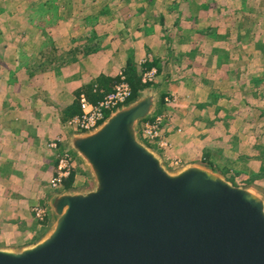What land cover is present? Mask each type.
<instances>
[{
    "label": "crops",
    "instance_id": "0c3cea01",
    "mask_svg": "<svg viewBox=\"0 0 264 264\" xmlns=\"http://www.w3.org/2000/svg\"><path fill=\"white\" fill-rule=\"evenodd\" d=\"M22 1L36 28H24L16 35L12 28H0L1 36L12 34L0 40V249L33 244L45 229L34 218L32 207L52 192L49 181L57 156L48 144L57 137L67 141L64 124L80 113L75 94L83 93L94 103L112 90L120 70L128 74V67H135L137 71L143 59L147 65L153 60L163 66L164 92L181 103L174 119L180 113L182 121L172 124L182 131L173 136L178 139L175 153L183 163L207 159L223 167L215 147H222L226 137L213 136L215 128L200 127L189 115L209 93L214 106H221L225 98L233 102L240 89L250 92V100L262 99L263 66L245 59L234 67L239 44L231 20L247 19L249 13L231 10L228 4L225 15L216 5L212 13L193 14L190 0H68L66 11L62 10L66 0ZM216 1L221 5V0ZM96 2L101 4L96 10L80 8ZM203 14L199 24L190 22L200 21ZM29 29L36 31L35 38H30ZM245 50V54L252 51ZM30 65L38 70L33 76ZM189 101L194 102L191 110L182 105ZM74 104L75 113L64 112ZM217 110L221 115L222 108ZM73 157L77 169L82 168ZM81 170L75 174L77 186L86 181Z\"/></svg>",
    "mask_w": 264,
    "mask_h": 264
},
{
    "label": "water",
    "instance_id": "95a60500",
    "mask_svg": "<svg viewBox=\"0 0 264 264\" xmlns=\"http://www.w3.org/2000/svg\"><path fill=\"white\" fill-rule=\"evenodd\" d=\"M160 103L157 84L93 130L65 127L88 186L49 192L50 229L0 264H264V194L203 164L169 170L140 138Z\"/></svg>",
    "mask_w": 264,
    "mask_h": 264
},
{
    "label": "rangeland",
    "instance_id": "374dc122",
    "mask_svg": "<svg viewBox=\"0 0 264 264\" xmlns=\"http://www.w3.org/2000/svg\"><path fill=\"white\" fill-rule=\"evenodd\" d=\"M21 1L22 0H0V28H6V27L12 28L14 31V35H16V32H20L24 28H25L24 30H26V28L32 26L31 22L33 20L31 18V14H29L28 16L25 14V12L29 10V8L27 9L26 3L25 2L23 3V1L22 2ZM66 1L67 2L63 7L64 9H62L64 11L69 9L68 0ZM217 2L218 1L216 0H190L188 3H189V8L193 12V14H199V15L201 14L199 12L212 13L213 11H215L213 9L214 5H216L215 9L220 8V10L224 13V15L228 10L227 8H225L227 7L228 4H230V6L232 7L231 10H239L238 12H240V10L241 11L244 10V8H247L249 10L247 11V13H249L247 19L243 17V18H236L235 20L233 19L231 20L232 24L230 26L232 27H234V25L236 26V33H235V36L237 38L236 42L237 44H239L238 47L240 49V50L238 49V52H236L237 54H235L236 55L235 57L237 59L234 60L235 61L234 67L239 66V64L245 62L246 59L247 62L249 61L252 62L253 66L259 65V66H263L264 68V52H263L264 51V0H221V5H219V3ZM100 5L101 4L96 2L95 4L83 5L80 8L88 9V10H96L99 8ZM51 6L52 9L54 10L56 9L55 8L56 5H54V3L51 4ZM22 7L24 8V12L19 13L20 11H23ZM4 10L7 12V14H9V16L5 15L6 13L4 12ZM204 14L202 15L201 18L199 17L200 21H196L197 20L196 19L190 22H193V24L194 22L195 24L196 23L199 24L201 20L205 18ZM33 19L35 21L37 20V18H35L34 16ZM38 21H42V20H38ZM190 22H189V26L192 25ZM224 22L225 21L223 20V22L221 23L222 28H226V26L223 25ZM185 26L187 25L185 24ZM29 30L31 31L30 38L31 39L35 38L36 31L32 29ZM11 37L12 34L6 33L5 36L0 35V40L5 38L9 39ZM222 40H224L223 34H222ZM249 48H251L252 51L248 50L246 54L243 53L244 51H246L245 49H249ZM151 64H155V62L152 60L151 62L148 63V65L146 63L144 67L138 66L139 69L137 70V76L139 77L141 83V76L143 70L155 69L157 71V75L154 82L146 85H143L141 83V85L145 86L144 88H146L158 84V87L161 90L160 107L156 111V113L152 116V118L148 120H152L154 117L158 115L165 114L163 125L161 127V137L167 140L168 142H170L171 145L169 148L163 149V148H159L157 145L156 146L151 145L150 142H145L142 138L141 139L145 142L147 146H149L150 148H152L154 151H156L158 154L161 155L164 165L169 170H176L187 164V163H183L181 156L178 153H175L174 151V141L178 139L176 137L174 138L173 136L174 134H176L175 133L176 131L179 134L182 131L178 128H176L177 130L174 129L172 124L175 125L176 123H180L179 121L180 119L182 121L183 115H181L180 113L179 114L177 113L178 115L176 116V119H174V115H176L175 111L182 110L181 108L182 106L181 103L177 104L174 95L169 94V92L167 93L164 92L163 87L167 79L164 78L165 73L164 75L162 74L164 70L162 68L163 66L161 65L149 66ZM34 66L35 65H30V67H34ZM35 69L36 68H33L31 70H35ZM123 71L126 74L125 69H123ZM127 81H128V76H127ZM257 82L260 83V81ZM113 85L114 83H112V88ZM237 92H239V94L235 96L233 102L230 99L225 98L221 100L220 102L221 106L213 105V102L215 100L213 99V97H211V93H209L210 96L204 102L198 104L195 103L196 109L192 113V115H189V117H191L192 120L193 118L198 120L199 122L198 125L200 127L204 126L210 130L215 128V133L213 134V136L219 135L222 137H226V140L224 142H221L222 147L221 146L215 147L216 148L215 155L218 158V160L221 162V166L223 167L217 168L207 159L196 162H188V163L203 164L207 167H210L211 169L222 175L226 180H228L229 182L233 183L236 186L252 187L258 190L259 193L261 192L264 194V93L263 96L261 97L262 99L256 98L254 96V98L251 97L250 100L249 99L250 92L248 90L246 91L240 89V91ZM81 94L83 93L75 94L78 103H79V96ZM83 95L85 96V94ZM165 99H168L169 101H166ZM182 105H185L184 106L185 109L191 110L192 107L190 105H194V102L193 103L190 101L183 102ZM218 107L222 108V111H220L221 115L217 114ZM74 108H75V104L74 106H70V107L68 106L66 109L64 108L65 109L64 112L67 113L73 110V112L75 113ZM65 127L66 124H64V129ZM139 129H140V125H139ZM218 130L221 132L218 133ZM223 130L225 131V134L223 133ZM223 134L226 136H224ZM64 147H66L69 150L66 143L64 144ZM206 158H209V156ZM76 161L77 163L79 162L77 158ZM80 169H82L81 171L84 172L86 176L85 178L86 181L85 183H83V185L77 186L76 176H74L72 189L75 190L82 188L84 189L85 187L88 186L89 183L87 172L83 167L77 169L76 163L73 173L76 174L77 171L80 172L79 171ZM45 198L46 196L44 197L42 204H36L32 207L33 214H34L33 210L36 206L43 207L46 212V217L44 218V221L41 222L36 218L34 214V218L37 220V222L45 226V229L42 235L38 238V240L42 238L45 235V233L50 229L54 220L49 210L44 206Z\"/></svg>",
    "mask_w": 264,
    "mask_h": 264
},
{
    "label": "built area",
    "instance_id": "2783aa9c",
    "mask_svg": "<svg viewBox=\"0 0 264 264\" xmlns=\"http://www.w3.org/2000/svg\"><path fill=\"white\" fill-rule=\"evenodd\" d=\"M147 60L143 59L139 62L140 67L146 65ZM157 75L155 69L143 70L141 76V83L143 85L154 82ZM97 88H94V93ZM133 98V91L127 81V76L123 70L117 74V80L114 82L113 88L110 92L105 93L97 101L89 102L86 97L81 94L79 96L80 114L71 118L66 127L74 129L78 132H87L96 128L101 124L111 112L122 105L127 104ZM169 101L168 99H165ZM165 114L158 115L152 120H144L140 124V133L145 142H150L151 145H157L159 148H169L170 142L161 137V127ZM180 131V130H179ZM65 141L61 137L52 140L48 147L56 151L57 164L55 172L49 181V188L52 192L63 190L64 181L71 176L75 167V161L72 153L64 147ZM36 218L41 222L46 217L45 209L41 206L34 208Z\"/></svg>",
    "mask_w": 264,
    "mask_h": 264
},
{
    "label": "trees",
    "instance_id": "16d2710c",
    "mask_svg": "<svg viewBox=\"0 0 264 264\" xmlns=\"http://www.w3.org/2000/svg\"><path fill=\"white\" fill-rule=\"evenodd\" d=\"M57 10V7H55ZM189 11L190 13H192L191 9L189 8ZM236 11H239V10H236ZM249 11L247 8H244V10H240V12H247ZM153 65H156L158 66L157 63L155 64H151L149 66H153ZM33 68H36L35 66L34 67H29V70L33 69ZM159 69V67H158ZM128 81L131 85V88H132V91H133V98L136 96L137 92L140 91L141 89H143L145 86L141 85L140 83V80H139V77L137 76V71H136V68L133 67H128ZM37 68L35 70H31V72L29 73L31 76H33L35 73H36ZM132 98V99H133ZM74 176H75V173H72L71 176L69 178H67L65 181H64V186H63V189H72L73 187V182H74Z\"/></svg>",
    "mask_w": 264,
    "mask_h": 264
}]
</instances>
